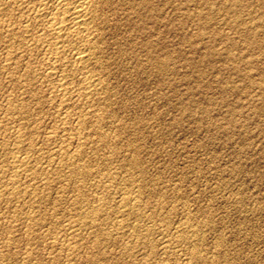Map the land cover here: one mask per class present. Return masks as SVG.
<instances>
[{
    "label": "rangeland",
    "instance_id": "374dc122",
    "mask_svg": "<svg viewBox=\"0 0 264 264\" xmlns=\"http://www.w3.org/2000/svg\"><path fill=\"white\" fill-rule=\"evenodd\" d=\"M149 1L152 2L150 10L140 9L139 0H115L112 6L104 8L99 60L107 87L98 98L100 100L92 101L94 108H100V117H104L101 122L95 119L96 115L89 118L92 121L88 125L101 123V126L89 125L91 133L87 140L92 144L88 143L86 162L91 160L87 164L92 168V175L85 180L87 184L84 181V186L89 199L91 197L90 202L101 195V189H95L100 177L113 179L112 187L105 191L112 197L118 196L120 190L129 185L134 188L131 190L138 193L145 215L139 223L145 226L144 230L153 226L150 235L154 239V249L143 252L141 249L145 244L139 241L136 244L140 246L129 252L132 254H123L122 240L119 241L123 236L118 234L128 226L119 229L121 221H118L113 205L114 209L109 208L108 214L114 220L107 214L109 223L106 225L110 227L114 221L108 230L115 238L103 243L108 255H102V260L96 264H128L129 261L135 264L166 261L187 264L188 251L193 248L201 250L206 264H264V0ZM2 55L3 50H0ZM0 74L1 109L6 98H19L21 93L9 83L6 72ZM43 88L46 90L36 93L39 100L42 99L41 106L45 102V107L31 110V116L34 121L37 119L38 125L34 141L47 152L53 145L46 140L47 134L51 130L61 135L63 125L58 119L60 115L57 116L58 96L49 93L47 87ZM53 96L57 100H52ZM47 98L51 103L46 102ZM52 101L55 108L51 107ZM82 104L71 105L74 109H68V113L74 116L88 105ZM74 127L68 126L66 131L75 135ZM52 183L53 188L47 191L51 197L49 202L39 211L38 207L35 209L48 215L44 220L46 223L42 224L46 235L51 234L54 220L60 223L63 220L60 226L66 222L65 217L73 206L66 200L56 210L53 206L49 208L59 192L64 191L69 197L74 190L73 186L64 190L57 182ZM16 202L19 203L12 201L6 207L0 202V206L3 205L0 207L2 221L8 223L14 209L24 207L23 201L17 206ZM128 218L131 220H122L124 224L133 223V219ZM6 225L4 228L9 226ZM178 226L184 232L179 231ZM18 232L15 243L20 246L13 244L11 247L12 253L16 248L17 251L14 256L10 253L7 259L10 264L25 262L22 253L28 248L26 236ZM175 232L183 233L186 239L184 243L179 242L183 245L178 243L177 251L166 255L161 243L173 237L167 240L175 244ZM90 233L87 231L86 234ZM37 234L34 236L38 238L40 234ZM1 238L0 242L4 241V236ZM190 238L196 239L191 241ZM47 244L42 241V246L39 245L40 252L45 250V257L49 256L46 254L50 250ZM85 248L84 245L75 264H86V257L92 255Z\"/></svg>",
    "mask_w": 264,
    "mask_h": 264
},
{
    "label": "bare ground",
    "instance_id": "6f19581e",
    "mask_svg": "<svg viewBox=\"0 0 264 264\" xmlns=\"http://www.w3.org/2000/svg\"><path fill=\"white\" fill-rule=\"evenodd\" d=\"M114 2L115 0H0V50H3V55L0 56V73L6 72L8 74L7 76L9 83H11L13 87L16 88V90L18 88L19 92L21 93L20 97L18 95L19 93L17 94L19 98L14 99L12 98L13 96H10L6 98V100L4 99L5 101L2 103V107L0 109V202H3L4 206H9V203L12 201H19V203L20 201L24 202V207L19 206L20 208H12V210L14 209V213L12 212L13 217L9 219L8 223L2 221L0 218V236H4V241L0 242L2 243L0 244V264H10L7 263V259H9L11 256L10 253L13 251H11V247L13 244L14 246L16 244L15 242L18 237L16 236V232L19 230V232L25 234L26 240H24L28 245V248L25 246L27 249L24 250V253H22L23 256L20 255L25 261L23 262L24 264H41V259H45L43 260L42 264L45 262H47V264H75L76 257L78 255L80 256V252L84 245L91 251L90 253L92 254L90 256L86 255V264L99 263V260L103 257L102 255H108L106 249L103 248V243L106 240L110 241L111 239L115 238L113 233H110V230H108V228L111 229L110 227L114 221L110 227H107L106 225L109 223V219L108 222L106 219L111 217L109 216L110 213L108 214L109 208H112L113 205L116 206L115 211L117 219L119 218L118 221H121L120 224L118 223L120 226L119 229L128 226V228L125 227L127 228L125 231L121 230V233L118 234L121 235V237L123 236L119 239V241L122 240L120 242V247L122 252H124L123 254H132L129 252H131L135 247L140 246L137 245L139 241L145 244V246H143L141 249L143 252L147 250L151 252L154 249V239H152L153 237L151 238L152 234L150 232L151 227L153 226L150 228L146 227V232H144L145 226L140 224V221L145 218V215L142 213L143 209L141 211L142 207L140 205V199L138 200V193L135 194L136 192L134 193V191L131 190L134 188H130V185L128 186L124 183L125 187L126 185L128 187H126L124 190L122 189L123 191L120 190V194L118 196L115 195L117 197H112V194H110L112 195L110 196L108 195V192L106 193L105 191L108 190L111 184L110 182L113 179L100 177L96 182L97 184L95 183V189L99 187V189H101V195L99 193L100 196L95 197L98 199H92L94 204H91L93 201L90 202L91 197L89 199V196L85 191L87 189L84 186L86 182L85 180H87L92 175V168L91 166H88V164L91 162L89 157L92 155H89L88 157L90 162H86V157L89 152L87 150L88 143L92 144L91 141H88L90 140L88 134L91 133L89 132V128L93 125H88V123L92 121H90L89 118L93 115L94 117L97 116L95 119L98 120H100L101 117H104H100L99 107H96L97 109L94 108V100L101 97L100 95L106 86L102 78L103 74H101L103 73V68L99 60V53H101L102 49V44H100V30L101 25L105 20L104 8ZM138 7L140 9L146 7L150 10L152 8V2L149 0H139ZM113 9L115 10L114 7ZM43 87H47V89H49V93L52 92V95L55 93L58 96L59 104H57V107H55L58 112L57 116L60 115L58 118L60 119L59 122L63 125L61 135H59L57 131L51 130L47 134L46 140H48V142L50 144L52 143L53 145L51 148H47V152L45 150L46 154H44L45 152H43L42 149L45 147L38 146V142L36 143L35 137H33L34 134L37 133V131L35 133V129H38V125L36 124V116L34 115V118L36 119L35 121L32 118L33 116H31V110L41 106L40 102L42 99L40 98L41 101L39 100L36 92L42 89L46 90V88ZM25 93H28L29 95L25 96ZM41 96L42 98H46L43 97V95ZM52 100L57 99H54L53 96ZM47 101L50 102L51 100H48L47 98L46 102ZM92 101H94V103H92ZM43 103L41 107H45L43 106ZM54 103L55 102H53L51 107H54ZM80 103H87L88 105L86 107L84 104H82L86 108H80L79 110L76 107L78 110L76 113H74L76 115L72 116L73 113L70 115L68 113V109H71V105L73 106V104H76L78 106ZM48 104L49 103H47V105ZM72 109L74 108L72 107ZM73 112H75V110H73ZM57 120H55V122ZM101 121L102 120H100V122ZM56 123H58V121ZM100 124H98L99 127L101 126ZM72 125L75 126V135H72V133L70 134L68 133L69 131H66L68 130V126L73 127ZM96 125L97 124H94L93 126ZM97 127H95L96 130ZM74 129H71V131ZM99 129L101 130V128ZM94 133H96L95 130ZM43 135H45V133H43ZM100 135L102 136V133ZM42 141L45 140L42 139ZM93 149L94 148H92V150ZM134 160L136 163V159ZM50 172L51 174L48 175ZM131 173H133V170ZM52 178L53 181L60 184L64 190H69L71 186H73L72 188H74V190L72 189L73 192L69 197L64 193V191L63 193L59 192L52 203L53 205H50L49 208H52L51 206H53L54 210L57 206H60V204L65 203L66 200H70V204H72L74 208L72 206V211L70 210L68 216L65 217L66 222H64L62 226L60 225L63 220L60 219L62 221L61 223L57 220H54L53 227H51L52 230L49 228L52 231L51 234L46 235L45 232H43L44 227L42 224L46 223L45 218H47L48 215L46 213L44 214L42 210L41 212L38 211L39 208L44 203L47 204L51 198L47 191H49L50 188H53V181L51 180ZM89 188L91 190V187ZM122 188H124V185ZM19 203L16 202V206ZM37 207L38 211L35 210ZM145 208L146 207H144V210ZM54 212H56V214L58 213L57 211ZM51 214H53L52 216L55 215L54 213ZM127 216H130V218L133 219V223L126 222L124 224V218H127L125 221L131 220ZM151 216L153 218V215ZM112 220L114 219L112 218ZM4 224H8L9 226L6 227V225V228H4ZM144 225H147V222ZM180 227L178 226V230ZM87 231L91 232L92 234H86ZM188 232L186 231V233ZM35 233H38L37 235L40 234L38 238L34 236ZM166 233L170 235V233ZM175 233L176 237L174 236V239L176 238V241L173 240L176 242L175 244H172L169 240H167L171 238H166L168 235L161 236L162 238H166L163 241L161 240L162 251L166 255L173 254L175 251H177V247L180 244L179 242H182L186 239V235H183V233ZM191 234L193 233L191 232ZM193 239H191V241H193ZM0 240H2V238ZM42 241H47V243H49L47 245H49L50 250L46 249L49 251V254H46V256L49 255L48 257H45V250L41 252L39 251V245ZM193 243L196 244L195 241ZM183 248L184 247H182V249ZM16 249L14 251L15 253L17 251ZM200 252L201 250L199 248H193L191 251H188L189 255H187L188 257L186 258V263L206 264L207 259H203V256H201ZM13 256L11 259H14ZM81 258L82 257H80V259ZM168 259L171 260L169 257ZM128 264L135 263L133 261H129ZM161 264L170 263H167L166 261L162 262Z\"/></svg>",
    "mask_w": 264,
    "mask_h": 264
}]
</instances>
